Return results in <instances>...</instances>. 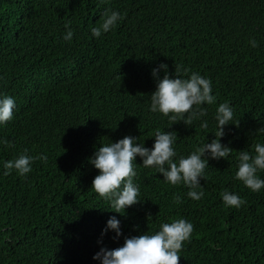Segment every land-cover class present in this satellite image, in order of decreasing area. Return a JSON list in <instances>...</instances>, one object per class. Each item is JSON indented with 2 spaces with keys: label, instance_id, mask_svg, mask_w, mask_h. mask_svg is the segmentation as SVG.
<instances>
[{
  "label": "trees",
  "instance_id": "16d2710c",
  "mask_svg": "<svg viewBox=\"0 0 264 264\" xmlns=\"http://www.w3.org/2000/svg\"><path fill=\"white\" fill-rule=\"evenodd\" d=\"M108 8L124 18L94 38L91 28ZM69 20L70 42L62 38ZM160 63L170 77L186 78L189 69L211 79L208 129L200 121L170 127L168 117L149 111ZM0 93L17 105L0 126V141L14 145L0 143V264H99L92 257L100 247L114 249L175 218L194 226L180 264H264V188L253 192L235 177L238 151L264 142L257 131L264 127V0H0ZM224 102L234 124L221 142L233 150L227 160H209L200 200L139 157L141 202L125 214L91 188L98 170L89 158L100 144L128 135L151 147L161 129L176 132L174 148L186 156L214 138ZM25 150L47 160L36 159L26 176L3 175V162ZM226 188L246 203L226 206ZM113 215L121 220L118 239L101 235Z\"/></svg>",
  "mask_w": 264,
  "mask_h": 264
},
{
  "label": "clouds",
  "instance_id": "9594fccd",
  "mask_svg": "<svg viewBox=\"0 0 264 264\" xmlns=\"http://www.w3.org/2000/svg\"><path fill=\"white\" fill-rule=\"evenodd\" d=\"M124 16L118 10L105 9L102 22L91 28V35L99 38L112 31ZM71 21L64 25L63 40L70 42L74 36ZM251 47H258L255 39L250 40ZM165 72L159 78V72ZM179 71V70H177ZM186 78L180 75L170 77L167 74V65L160 63L152 69V76L156 79L155 90L150 95L149 111L160 113L172 122L182 121L185 126L200 121L202 129H208L209 124L205 105L216 104L213 94L212 81L199 72L183 70ZM190 72V74H189ZM16 100L13 96L0 93V126L13 119L16 109ZM214 119L216 130L210 142L198 144L188 155H177L174 148L178 137L175 131L156 129L151 147L144 142H138L137 137L124 136L119 140L100 144L89 158V163L98 170L93 178L91 188L103 199L107 200L115 213H126L127 208L141 202L140 187L135 183L136 158L139 157L144 167L154 168L156 173L162 174L163 180L171 185H185L189 191L187 196L193 200H200L204 192L201 189V179L209 160H227L232 148L222 143L226 135L225 127L232 123L234 112L229 102L218 104ZM238 124V122L236 123ZM264 133V127L257 130ZM212 133V132H210ZM5 147L14 145L8 141H0ZM252 150H239L237 158L236 179L253 192L264 188V179L258 174L264 171V142H257L251 146ZM36 159L47 160V156H32L27 150L13 159L3 162V175H10L13 171L19 176H26L32 171V164ZM223 203L229 207L239 208L246 201L235 192L227 188L221 193ZM176 203H182L181 196L175 197ZM193 224L184 218H175L171 222H161L157 231L144 232L139 235L124 237L123 244L114 249L100 247L92 259L99 264H180V252L183 243L191 238ZM114 233V239L122 236L121 220L113 215L106 221L101 235Z\"/></svg>",
  "mask_w": 264,
  "mask_h": 264
}]
</instances>
